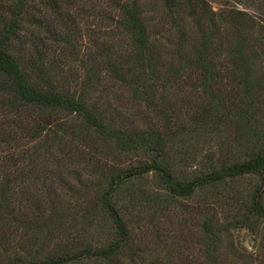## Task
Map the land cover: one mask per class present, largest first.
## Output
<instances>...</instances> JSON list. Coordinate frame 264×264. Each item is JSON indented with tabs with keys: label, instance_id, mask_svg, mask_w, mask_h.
<instances>
[{
	"label": "trees",
	"instance_id": "1",
	"mask_svg": "<svg viewBox=\"0 0 264 264\" xmlns=\"http://www.w3.org/2000/svg\"><path fill=\"white\" fill-rule=\"evenodd\" d=\"M172 214L202 264L264 240V0H0V264H172Z\"/></svg>",
	"mask_w": 264,
	"mask_h": 264
},
{
	"label": "rangeland",
	"instance_id": "2",
	"mask_svg": "<svg viewBox=\"0 0 264 264\" xmlns=\"http://www.w3.org/2000/svg\"><path fill=\"white\" fill-rule=\"evenodd\" d=\"M153 4V3H152ZM157 10H152L151 18H154L160 27V31L165 33L169 31V27L173 24L169 18H164V11L161 5L154 2ZM153 5V6H154ZM218 11V8H215ZM159 12V13H158ZM150 13L148 14V17ZM114 25L116 27L117 23L109 20H105L103 18H88L86 21L81 23V33L78 36V43H80V47L83 53L88 54L93 50V44L99 42H106L107 37L114 30ZM172 28V27H171ZM173 29V28H172ZM172 33V32H171ZM170 33V35H171ZM174 33V31H173ZM167 42V37L164 39ZM90 49V50H89ZM89 50V51H88ZM72 71H76L75 69ZM79 77L83 75L81 69H79L76 73ZM115 84V86H113ZM110 88H112L111 92H109L108 101L112 105L113 109H118L121 111H125L126 117H133L132 113L135 109L133 105H131L128 99V91L125 88L120 86L119 83H110ZM121 99V101L117 100ZM182 216L180 214H172L169 223L166 225L173 230H176L181 235L183 232L184 240L179 244L182 249L184 248V254L182 258H175L172 264H185L186 257H188L194 264H202L203 262V250H204V238L203 234L200 231L196 220L192 217H187L184 222ZM262 234H255L250 230H236L233 232L234 238L232 239V243L238 252H243L245 256L250 258L253 263L252 264H264V240L261 237ZM176 247V246H175ZM178 248V247H176ZM185 257V258H184ZM221 260L223 264H245V260H235L233 256L227 252L222 254Z\"/></svg>",
	"mask_w": 264,
	"mask_h": 264
}]
</instances>
